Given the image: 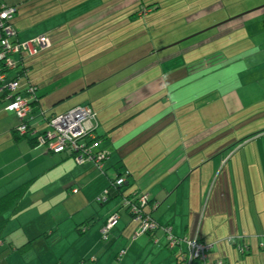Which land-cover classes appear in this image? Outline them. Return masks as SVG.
Returning a JSON list of instances; mask_svg holds the SVG:
<instances>
[{
    "label": "crops",
    "instance_id": "crops-1",
    "mask_svg": "<svg viewBox=\"0 0 264 264\" xmlns=\"http://www.w3.org/2000/svg\"><path fill=\"white\" fill-rule=\"evenodd\" d=\"M262 4L220 16L221 0H0L16 10L18 42L47 41L34 55L15 56L27 67L22 89L27 80L37 88L33 126L45 129L40 111L88 105L108 152L101 172L16 138L18 119L0 98V197L29 183L0 215L13 255L25 244L47 253L42 240L56 234L53 240L75 237L86 249L67 259L66 249L55 250L41 264H199L179 259L185 243L167 248L162 229L134 235L137 223L121 204L134 193L148 195L144 210L160 226L210 244L207 264H264V95L243 93L236 79L239 62L264 53L256 40L264 33ZM142 7L148 11L139 14ZM124 173L123 187L95 205ZM41 190L42 205L34 193ZM113 212L119 217L101 246Z\"/></svg>",
    "mask_w": 264,
    "mask_h": 264
},
{
    "label": "built area",
    "instance_id": "built-area-1",
    "mask_svg": "<svg viewBox=\"0 0 264 264\" xmlns=\"http://www.w3.org/2000/svg\"><path fill=\"white\" fill-rule=\"evenodd\" d=\"M147 11L146 7H142L139 10V14H144ZM15 12L14 7L0 6V60L5 59V70L0 74V83H2L0 92L4 91L6 98L9 100L5 109L15 112L21 121H27L32 119V107L29 98L35 94V88L31 84H27L26 87L21 89L19 77L12 78L7 75L11 70L17 68L18 64L14 61L15 55L19 56L22 52L34 55L47 44V41L43 36H40L25 42H12L11 39L16 36V31L11 24ZM94 117L95 113L88 105L76 106L65 113L53 115L46 120V130L37 134L38 145L44 147L46 152H71V156L77 164L91 162L103 172V164L108 152L97 149L100 141L93 134L91 122ZM17 129L20 133L26 132L28 130L26 122L21 123ZM125 175L110 180L108 186L95 197V201L100 204L106 203L110 198V189L114 187V189L118 190L125 183ZM72 191L76 192L77 189L74 188ZM123 202L127 211L132 214V220L137 223L134 235L151 233L162 229L166 238L167 248L173 249L180 243L186 244L187 251L180 252L178 255L179 259L188 263L197 261L199 264H207V256L211 245L200 241L196 237H177L172 233L170 226H160L153 220L151 214L144 210L149 202L147 194H135L131 200L130 198H123ZM156 207L157 203H153L151 206L152 209ZM118 217V212H115L105 220L101 228L102 240L108 239L109 232ZM237 246L239 252H244L246 247ZM259 247H264L263 240L259 241ZM123 253L124 251L121 250L119 255L121 256ZM217 264L223 263L218 262Z\"/></svg>",
    "mask_w": 264,
    "mask_h": 264
},
{
    "label": "rangeland",
    "instance_id": "rangeland-1",
    "mask_svg": "<svg viewBox=\"0 0 264 264\" xmlns=\"http://www.w3.org/2000/svg\"><path fill=\"white\" fill-rule=\"evenodd\" d=\"M217 1V0H216ZM214 2V1H213ZM221 3L223 4V7L220 8L219 13L220 16H227L228 14H242L247 11H253L254 8L259 7L260 5H263L264 0H221ZM259 6H256L258 5ZM256 6V7H254ZM259 28L263 27L264 29V22L259 21ZM255 30L258 31L257 25H255ZM258 43L264 42V33H261V36L257 39ZM244 46V45H243ZM239 73L237 78L234 76L235 70L231 71L233 73V80L234 77L237 79L238 82H240V91L243 93H249V95L253 97H261V95H264V53H257L253 55L252 57H247L246 62H239L238 63V69ZM15 70H12L9 72L10 75L14 73ZM235 79V80H236ZM252 97V98H253ZM258 101H256L257 103ZM257 110V108H254ZM232 120V119H230ZM235 118L233 119V121ZM231 122V121H230ZM257 124V121L256 123ZM259 125V124H257ZM237 129V124L234 126ZM248 138V137H247ZM37 188V186H36ZM35 188V189H36ZM34 189V190H35ZM114 190V187L111 188V191ZM30 193V192H29ZM35 197L41 205L44 203L43 198L41 195H43V191L34 192ZM121 199V198H120ZM95 205L99 207V203L94 202ZM46 207L49 206V204H45ZM105 206V205H104ZM56 236V234L53 235V237ZM53 237L48 238L46 241L47 245L50 246V250L47 253H43L41 251V248H43L42 244H34V245H18L17 253L14 255L12 254V249L9 248V244L7 239L3 240L2 236L0 235V264H17L16 261L19 262V264H41L43 260H41V257H44V255H48L50 253H54L56 251H64L66 249V256L67 259L70 258L74 253L76 254L79 250H84L86 247L81 246L79 243L76 244L74 238H70L68 240H65L64 237L57 238L56 240H53ZM110 238V235H109ZM110 239L104 241L100 239L101 246H105L104 243H108ZM67 241V242H66ZM63 244V246H60V244ZM73 242V243H72ZM20 252V253H19ZM29 256L30 259L24 257L22 260V257L20 255ZM71 264V263H70Z\"/></svg>",
    "mask_w": 264,
    "mask_h": 264
},
{
    "label": "trees",
    "instance_id": "trees-1",
    "mask_svg": "<svg viewBox=\"0 0 264 264\" xmlns=\"http://www.w3.org/2000/svg\"><path fill=\"white\" fill-rule=\"evenodd\" d=\"M148 8V7H147ZM141 9V8H140ZM139 12V11H138ZM11 41L12 42H15V41H17L16 40V36L13 38V39H11ZM26 53V52H25ZM16 56V55H15ZM14 56V61L16 62V64H18L17 65V68H16V70H15V74H13V76L11 75V76H9V74L7 75V76H9V77H12V78H16V77H19V79L21 78V77H23V76H25L26 75V71H27V67H25V65H23L22 64V60L21 59H17V57H15ZM4 63H5V59H2V60H0V74H2V72H4V70H5V68H4ZM8 77V78H9ZM27 84H31L34 88H35V94L33 95V97H31V98H29L28 96H27V98H29V102H30V104H31V107H32V109H31V115H32V119L31 120H27V121H21L20 119H19V117L16 115V113L15 112H13V111H10V110H8V109H5V106L9 103V100L6 98V96H5V92L3 91V92H0V98H1V100H2V102H4V109L6 110V111H10V112H13L15 115H16V117H17V119H18V123H17V125L14 127V129H13V134L16 136V138H25V139H28V141H29V143H31V144H33V143H35V145H38V141H37V134L38 133H42L44 130H46V125H47V123H46V121H45V129H43V130H37L36 128H35V126H33V124H32V120H33V116H34V105H35V103L37 102V100H38V93H37V88H36V86L31 82V81H29V80H27V82H26V84H25V86L24 87H26L27 86ZM2 85V83H0V86ZM23 87V88H24ZM21 89H22V87H21ZM77 106H81V105H77ZM83 106V105H82ZM76 107V106H75ZM72 108H74V107H72ZM68 111V110H67ZM94 112V111H93ZM40 113V115H43L42 117H43V120H47V119H49L51 116H46L45 114H44V112L43 111H40L39 112ZM65 113V112H64ZM59 115V114H58ZM53 116V115H52ZM94 119H95V117H94ZM94 119H93V121H94ZM93 121L91 122L92 123V126H93V134L96 136V139H99V137H98V135L96 134V127L94 126V124H93ZM23 122H26V124H27V131L26 132H24V133H20L19 131H18V126L21 124V123H23ZM32 131H35V132H33L32 133ZM99 141H100V139H99ZM101 149V150H104L103 148H100V146L98 145V147H97V149ZM60 153H68L69 155H71V152H60ZM72 157V156H71ZM74 160V159H73ZM91 163V162H90ZM122 175H125V173L124 174H122ZM122 175H118V176H116V177H120V176H122ZM28 182L27 183H24V184H22V185H20L19 187H17V188H15V189H13L12 191H10V192H8V193H6V194H4L3 196H1L0 197V215L3 213V212H5V211H7V210H9V209H14L15 207H14V205H15V202H16V200L24 193V191L25 190H27V188H28ZM124 185V184H123ZM123 185L119 188V189H121L122 187H123ZM134 193L133 194H129V195H122V202H121V204H122V206L123 207H125L126 208V205H124V202H123V198H125V199H129L130 198V200L132 199V197H134ZM149 201H150V199H149ZM149 203V202H148ZM100 204V203H99ZM145 209V208H144ZM147 212V211H146ZM113 213H115V212H113ZM113 213H111L110 215H112ZM129 213V215H130V217H131V219H132V214L130 213V212H128ZM147 213H149V212H147ZM109 215V216H110ZM108 216V217H109ZM107 217V218H108ZM106 218V219H107ZM105 219V220H106ZM89 225V221H87L86 222V224H84L82 227H80V229L81 230H85L86 228H87V226ZM263 241H264V239H263ZM233 244H234V246L236 247V249H237V251H238V246L237 245H242L243 246V244H240V243H237V241H234L233 242ZM10 247V246H9ZM245 247V246H244ZM10 248H12V246L10 247ZM258 248L261 250V251H264V247H262V248H260L259 247V245H258ZM18 249V248H17ZM246 248H245V250H244V252H239V253H245L246 252Z\"/></svg>",
    "mask_w": 264,
    "mask_h": 264
}]
</instances>
